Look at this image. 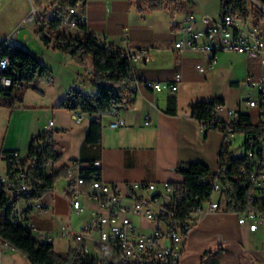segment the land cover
<instances>
[{
    "label": "crops",
    "instance_id": "obj_1",
    "mask_svg": "<svg viewBox=\"0 0 264 264\" xmlns=\"http://www.w3.org/2000/svg\"><path fill=\"white\" fill-rule=\"evenodd\" d=\"M149 1L80 0L79 12L86 15L90 33L126 51L138 47L149 48V60L135 64V78L128 94L129 104L117 107L109 115L103 116L101 140L89 142L86 138L92 116L80 113L81 119L78 121L76 110L61 106L68 84L61 93H57L51 104L44 107L25 102L16 104L12 94H3L0 95V170L4 171L7 166L1 153L3 149H19L24 156L31 137L47 129L46 125L51 120L54 123L50 129L56 130L55 138L61 152V159L55 163L57 168L63 165L69 167L75 159L85 165L99 159L102 180L120 183L181 180L183 176L176 169L179 162L204 161L212 170L216 169L223 135L218 129L205 128L193 117L190 104L218 96L225 99L226 109L239 107L244 92L239 93L238 97L231 95L235 98H230L229 93L215 88L213 83L220 78L229 87L237 88L249 73H264V52L257 57L228 50L214 55L202 50L177 47L176 42L182 36L186 15L193 12L196 16L195 27L203 28V15H210L214 21L222 17L220 0H173L168 6L156 10L149 8ZM257 22L261 24L264 39V0H250L247 21L240 23L239 20L238 25L248 30ZM28 30L17 37L19 46L21 44L30 50L52 70L57 57L64 56L66 66L74 71L69 75L67 83L80 80L90 92L97 91L91 80L93 68L90 59L83 77L81 67L68 53L61 55L63 51L56 48L54 42L45 44L36 26L33 28L32 25ZM63 30L82 34L76 28ZM4 37L6 39L8 35ZM228 52L238 56L233 64L242 71L240 78L229 81L221 76L217 65L220 55ZM213 57L216 61L210 67L209 61ZM201 67L206 68L201 71ZM176 73L182 74L176 91H156L149 84L172 81ZM39 81L32 83L34 88ZM171 96L177 100L175 113L167 111ZM219 114L226 116V111L222 110ZM117 115L125 118L127 126H109L110 119ZM68 181L67 176L60 178L54 188L41 198L46 211L33 210L29 213V218L38 227L35 236L40 233L58 235L60 228L69 222H75L77 227H81L88 218L89 210L96 206L94 200L83 194L81 198L86 207L85 212L77 214L72 211L71 201L65 194ZM90 182L87 178L84 191L90 188ZM238 219L237 212L226 209L203 214L185 241L180 264H264V221L253 231L248 225L239 223ZM52 243L57 250L55 240ZM73 244L71 239L66 250ZM4 245L9 246L0 242V248Z\"/></svg>",
    "mask_w": 264,
    "mask_h": 264
},
{
    "label": "built area",
    "instance_id": "obj_2",
    "mask_svg": "<svg viewBox=\"0 0 264 264\" xmlns=\"http://www.w3.org/2000/svg\"><path fill=\"white\" fill-rule=\"evenodd\" d=\"M80 1L69 9V15L63 19L64 25L76 28L78 22L86 23L84 13L79 12ZM37 8L34 6L26 21H37ZM196 16L190 12L185 17L182 36L176 42L177 47L191 48L216 54L222 50L237 51L250 57H257L264 52L262 27L259 22L250 29L241 28L239 19L232 14L223 15L214 21L210 15L202 16L203 28H196ZM19 30V29H18ZM18 30L3 41L0 46H16L18 44ZM99 37V40L104 41ZM21 45V44H20ZM108 48H111L109 43ZM126 57L131 62L133 75L137 62L149 60V48L138 47L126 51ZM216 59L211 58L210 67ZM10 60L8 56L0 58V95L9 94L13 89V77L9 75ZM206 67H201L204 71ZM182 79L181 73H176L172 81H155L149 84L156 91L169 89L176 91ZM248 92L243 97L241 105L235 108H225L218 105L209 126L218 129L223 135L222 145L218 156V165L213 170L215 177H204L202 183L209 186L205 197L191 194L190 187L181 180H136L127 183L118 181L107 182L101 178V160L96 159L83 164L81 160L71 161L68 168V185L65 194L71 201V209L77 214L85 212L82 195L86 194L96 202V206L89 210L80 229L74 228L71 222L64 224L58 235L62 238H72L74 242L92 240L96 251L108 262L120 264H180L185 241L196 222L209 211L225 209L226 195L229 184H225L221 176L227 171L226 156L245 157L249 164L252 187L249 194L252 198L264 196V73L256 75L249 73L245 79ZM225 110L226 116L220 111ZM77 120L81 119L80 112L75 113ZM244 115L251 116L253 127L250 129L249 142L241 143L243 153L236 154L231 148L232 141L238 134L237 126L249 123ZM54 121L46 125L50 129ZM149 123V120L146 121ZM109 126L113 128L127 126L124 117L117 115L110 119ZM204 126V124H203ZM205 127V126H204ZM206 128V127H205ZM60 151V150H59ZM229 153V154H228ZM16 170L8 172L0 170V189L6 190L15 212L13 220L28 226L35 232L38 227L29 218L33 210L46 211L41 199H26L19 195L25 188L32 187L27 179L26 171L21 165L24 157L18 149L14 152ZM49 165H55L53 160ZM93 165L96 172L88 176L82 173L84 167ZM242 172L246 168L242 166ZM90 179V188L86 191L83 186ZM31 211L27 212V207ZM238 213L239 223L248 225L250 230H256L258 224L264 221V210H249ZM143 214L147 219L157 222L154 232H140L133 216ZM166 225V229L162 225ZM98 232V236L94 233ZM39 241L53 242L54 235L40 233ZM85 252H90L88 246Z\"/></svg>",
    "mask_w": 264,
    "mask_h": 264
},
{
    "label": "trees",
    "instance_id": "obj_3",
    "mask_svg": "<svg viewBox=\"0 0 264 264\" xmlns=\"http://www.w3.org/2000/svg\"><path fill=\"white\" fill-rule=\"evenodd\" d=\"M32 1L39 10L37 32L43 42L45 44L54 42L56 48L68 53L79 64H85L89 59L91 60L93 68L91 80L97 87V91L85 93L79 88L71 87L61 106L92 116L86 138L89 142H99L103 116L109 115L115 108L128 105L130 102L128 94L135 77L132 72L133 66L126 57V50L114 43H109L111 48H108V42L99 40L98 35L88 31L87 23L78 22L76 29L82 33L81 35L60 29L64 25L63 19L69 15V9L76 6L80 0H52L56 11L52 17H47L45 14L47 7L44 5V0ZM172 1L150 0L149 8L162 9ZM249 13L250 0H220L222 16L232 14L242 22H246ZM4 56H8L10 60L9 75L13 77V89L36 80L47 83L53 81V70L23 46H0V58ZM224 104L225 99L218 96L207 100H197L190 104L191 115L209 129L217 106ZM176 109L177 100L171 96L167 111L175 113ZM244 118L249 123H241L237 126V130L238 133L245 135L244 143H247L248 132L253 125L251 116L244 115ZM55 133L56 130L44 129L31 137L27 152L21 159V165L32 187L21 193L20 197L41 199L48 190L54 188L60 178L67 176L69 167L63 165L57 168L55 165H49L50 160L56 163L61 159ZM16 150L18 149H3L1 152L7 162L8 172L11 169H17L14 156ZM226 166L227 171L221 176L222 181L229 184L225 209L235 212L263 211L264 196L252 198L249 194L253 182L245 157H233L229 154L226 156ZM242 166L246 168L245 173L240 169ZM176 169L184 177L192 195L199 194L201 197L207 195L209 186L204 185L202 179L215 177V174L206 162H179ZM97 170L90 165L84 167L81 172L90 176ZM30 211L31 207L28 206L27 212ZM14 212V205L8 193L0 189V242L7 243L15 250L24 253L31 264H120L106 261L98 251L85 252L86 241L75 242L64 253L57 252L52 242L39 241L31 228L14 222Z\"/></svg>",
    "mask_w": 264,
    "mask_h": 264
},
{
    "label": "rangeland",
    "instance_id": "obj_4",
    "mask_svg": "<svg viewBox=\"0 0 264 264\" xmlns=\"http://www.w3.org/2000/svg\"><path fill=\"white\" fill-rule=\"evenodd\" d=\"M33 5L34 4L32 0H0V44L3 41H5L9 36L14 34L15 31L18 29L19 30L17 34L20 37L23 35L24 31H29L28 29L32 25L33 28L34 26H36V31L38 30L39 24L37 21H33V22L26 21L28 17L31 15V11L33 10L34 7ZM44 5L47 7V11L45 13L46 16L47 17L54 16L56 11H55V5L52 4V0H44ZM38 12L39 10L37 8V13ZM64 28L69 29L73 27L69 25H63L60 29L63 30ZM7 35L8 37L5 39L4 36ZM219 53H223V51H219ZM61 55H64V51L62 52ZM220 57H221L220 61L218 62L217 65L218 67H220L222 73L221 76L228 78L226 79L228 81L232 78L233 79L240 78L239 76H241L242 71L240 69H237L233 64V62H236L238 60V56L232 55L230 52H228L226 54L224 53V55L222 56L220 55ZM79 66L81 67V70L83 72L81 73V76L84 77L86 74L85 68L88 67V61L85 64H79ZM54 69H53L54 70L53 81L51 83H47L45 81H39L35 88L33 87L32 83H25L23 87H18V86L14 87L12 95H13V100L16 102V104L25 102L30 105L44 107L52 103L54 98H56L57 93H61L63 87H65L66 84H68L66 86L68 90L71 87H76L82 91L90 92L82 84V81L80 82V80L77 81V83H75V81H72L71 83H67L68 81L67 79L69 75L72 74L74 71L73 69H71V67L66 66V60L64 56L60 57L59 55V57H57ZM213 86L215 88H221L225 93H229L230 98H235L232 97L231 95L238 97L239 93L241 94V92L242 93L244 92V95L241 96L240 99L241 101L242 98L248 92V86L246 85L244 80H241L239 82L238 84L239 87L231 88L228 86V83H226L223 79L219 78L217 81L213 83ZM244 140L245 138L242 134L238 133L236 135L231 145V148L233 149L234 153L236 154L243 153V150L240 148V144L243 143ZM133 218L140 232H145V233L151 231L154 232L158 227L157 222L147 219L143 214H139L138 216H133ZM72 225L74 226V228L80 229V227L76 226L75 222ZM162 228L166 229V225L163 224ZM53 235H54V240L56 242V248H57L56 251L62 253L66 252L68 242L72 238H62L61 236L57 235V233ZM94 236L95 237L98 236V232H95ZM87 246L89 247L90 252L92 253L97 252L92 240H88ZM0 264H31V263L24 253L18 250L11 249L10 246L4 245L0 248Z\"/></svg>",
    "mask_w": 264,
    "mask_h": 264
},
{
    "label": "bare ground",
    "instance_id": "obj_5",
    "mask_svg": "<svg viewBox=\"0 0 264 264\" xmlns=\"http://www.w3.org/2000/svg\"><path fill=\"white\" fill-rule=\"evenodd\" d=\"M16 46H17V45H16ZM243 135H244V134H243ZM244 137H245V135H244ZM248 142H249V141H248ZM248 142H247V143H248ZM243 143H244V142H243ZM29 188H30V187L25 188V191H26L27 189H29Z\"/></svg>",
    "mask_w": 264,
    "mask_h": 264
},
{
    "label": "water",
    "instance_id": "obj_6",
    "mask_svg": "<svg viewBox=\"0 0 264 264\" xmlns=\"http://www.w3.org/2000/svg\"><path fill=\"white\" fill-rule=\"evenodd\" d=\"M10 94V93H9Z\"/></svg>",
    "mask_w": 264,
    "mask_h": 264
}]
</instances>
